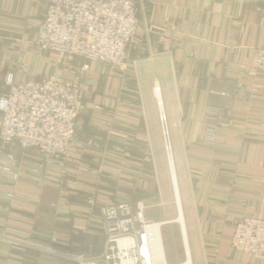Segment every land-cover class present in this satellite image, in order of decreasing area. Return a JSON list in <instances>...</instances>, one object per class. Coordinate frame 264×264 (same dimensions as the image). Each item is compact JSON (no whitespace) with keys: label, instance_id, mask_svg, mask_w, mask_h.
Wrapping results in <instances>:
<instances>
[{"label":"crops","instance_id":"1","mask_svg":"<svg viewBox=\"0 0 264 264\" xmlns=\"http://www.w3.org/2000/svg\"><path fill=\"white\" fill-rule=\"evenodd\" d=\"M45 1L0 0V92L9 71L16 81L49 76L79 84L83 108L65 166L0 146V231L99 257V207L145 203L154 187H166L162 160L153 172L148 157L152 139L153 153L160 152L156 83L171 125L192 263L264 264L229 253L237 221L264 220V71L253 67L254 51L264 45V0H137L124 92L122 75L109 66L93 63L82 72L75 60L36 48ZM172 25L177 32L168 38ZM209 108L233 122L213 139L206 137ZM0 264L76 263L0 242Z\"/></svg>","mask_w":264,"mask_h":264},{"label":"built area","instance_id":"2","mask_svg":"<svg viewBox=\"0 0 264 264\" xmlns=\"http://www.w3.org/2000/svg\"><path fill=\"white\" fill-rule=\"evenodd\" d=\"M138 3L137 0H48L42 6V21L34 44L42 53H56L75 60L82 72L96 63L124 75L128 68L127 54L137 34ZM142 3L150 1L142 0ZM169 30L172 35L177 32L174 25ZM254 52V69L264 71V45ZM4 83L6 89L0 92V146L32 150L41 155L43 162L65 166L70 145L76 141L77 118L84 100L82 88L77 83H63L47 76L16 81L11 71ZM109 96L105 92V97ZM158 120L165 151H172L166 115ZM10 161L11 155L7 162ZM146 209L142 200L99 207L104 246L97 258L84 253H62L5 231H0V242L76 264H169L162 226L157 227L159 222L145 217ZM231 252H242L250 260L264 262V220L237 221L229 242Z\"/></svg>","mask_w":264,"mask_h":264},{"label":"rangeland","instance_id":"3","mask_svg":"<svg viewBox=\"0 0 264 264\" xmlns=\"http://www.w3.org/2000/svg\"><path fill=\"white\" fill-rule=\"evenodd\" d=\"M47 1H45L42 6H45ZM41 11H42V7H41ZM42 16H43V14H42ZM41 21H42V19H41ZM175 34L174 35L170 34V36L168 38H172L173 36H175ZM254 64H255V62H254ZM76 66H78L77 69H79L80 65L78 64ZM260 71H263V70H260ZM117 74H119V73H117ZM47 77H49V76H47ZM5 78H6V76H5ZM5 78H4V81H5ZM28 78H30V77H28ZM36 79H39V78H36ZM127 79L128 78H126L125 74L122 75L121 92H124L125 89L127 88V85L131 84ZM155 82H157V81H155ZM5 89L6 88H5V83H4L2 91H4ZM214 113H216L217 114L216 116H218L219 118H217ZM221 117H223V118H221ZM226 117H227L226 112L214 110V109L210 110V108L207 110L206 119H207V122L209 123V128H211L210 137L207 134V136H206L207 138L213 139L214 138L213 132L217 131L218 128H226V127L233 125L232 120L229 119L228 117H227L228 118L227 119ZM166 118H167V124H168V129H169L170 144H171L172 151H173V140H172L171 128H170L171 125H170V122L168 120V115H166ZM157 119H158V117H157ZM158 129H159L158 147H159L160 152H158L156 155L154 154L155 150H156L155 149V147H156L155 143L156 142L154 139H152L150 141V143H151V155H149L148 157L152 158V160L150 162V164H151L150 168H153L152 169L153 172L155 171V168L159 167V165H158L159 159H160V161L162 160V168H166V171H164V172L166 174L167 181H166V187L165 188H158V186H156L152 190V193H150L148 195V198L145 200V203H144L147 206V209L145 210V217L149 220L154 221V222L163 223L161 225L162 226L161 227V234H162V238H163V242H164L167 262L169 264H180V263H183L185 261V253H183L184 247H183V242H182V232H181L180 225L175 222V220L177 218V214H178V207L175 203L173 186L171 184V179H170V170L167 167V163H166V152L164 149L163 139H162L161 132H160L159 120H158ZM76 137H77V134H76ZM73 143L70 146H72ZM179 196H180V190H179ZM180 201H181V197H180ZM181 204H182V210H183V203L181 202Z\"/></svg>","mask_w":264,"mask_h":264},{"label":"bare ground","instance_id":"4","mask_svg":"<svg viewBox=\"0 0 264 264\" xmlns=\"http://www.w3.org/2000/svg\"><path fill=\"white\" fill-rule=\"evenodd\" d=\"M153 92H154L155 99L157 101L158 112H159L158 113V118H159V116H162L165 113L163 111V106H162V102H161V99H160L159 87H158V85L156 83L154 84ZM165 152L168 155V166L170 168V179H171V184L173 186V193H174V196H175V203H176V205L178 207V214H177V218H176L175 222L178 223L180 225V227H181L182 242H183L184 253H185V261L183 263H180V264H193L192 263V259H191V255H190L187 230H186L185 219H184V214H183V210H182V204H181L180 196H179V190H178L179 188H178L177 176H176V173H175L174 163H173V160H172L171 151L167 150ZM162 224L163 223L159 222L157 227L161 226ZM160 255H161V253H160Z\"/></svg>","mask_w":264,"mask_h":264}]
</instances>
